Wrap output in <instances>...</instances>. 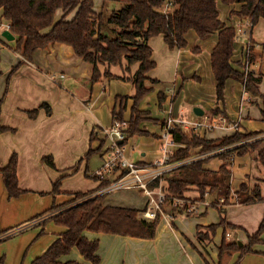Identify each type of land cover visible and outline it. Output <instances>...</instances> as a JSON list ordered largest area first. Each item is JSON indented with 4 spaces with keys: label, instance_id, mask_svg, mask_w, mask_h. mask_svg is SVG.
Instances as JSON below:
<instances>
[{
    "label": "crops",
    "instance_id": "1",
    "mask_svg": "<svg viewBox=\"0 0 264 264\" xmlns=\"http://www.w3.org/2000/svg\"><path fill=\"white\" fill-rule=\"evenodd\" d=\"M109 3L110 8H106ZM215 3L220 21L237 30L230 58L234 69L240 72L248 69L247 50L249 42H252L251 53L256 59L249 69L254 71L255 77H259V72L262 74L257 84L259 95L250 94L239 81L228 79L223 99H217L211 53L217 45L218 32L201 38L190 30L185 35L186 46L180 49L169 48L162 36L151 38L149 45L155 67L148 72L145 82L151 90L138 106L139 110L148 114L147 120L140 125L147 134L134 136L138 138L137 146L131 143L134 137L126 140L124 154L130 162L148 165L163 156V149H168L172 156L178 149L185 148L184 144H177L172 139L171 144L169 138H162L170 118L192 123L203 122L206 118L215 120L223 114L226 124L212 131L195 133L205 140H217L234 134L236 130L240 133L260 132L264 140V52L261 49L264 44V18L250 27L247 20L234 15L240 10V4L225 5L221 0H215ZM120 6L117 0H95L93 10L95 14L102 13L107 18L112 10ZM1 14L0 10V127L5 130L0 131V171L14 156L17 184L24 192L9 199L0 173V229L3 230L4 223L17 225L32 220L52 206H63L76 193L99 187L100 181L91 175L103 166L109 155V141L104 129L113 123V110L119 106L116 97H127L122 105L126 107L123 119L128 120L136 92L132 78L139 64L129 66L125 59L121 65L98 64L99 78L92 81L94 65L82 60L70 45L64 43H52L37 49L32 59L27 60L15 51L18 36L7 29L9 22L2 19ZM74 14L72 12L67 19H72ZM62 15L63 12L58 11L56 20ZM6 30L13 40L3 36ZM149 79L158 82L153 84ZM213 113L219 114L212 118ZM175 124L187 133L191 131ZM234 125L236 127L232 128ZM135 147L140 153L139 158L130 160ZM263 147L264 141L258 149L249 150L243 156H234L229 167V205L224 207V214L219 212L220 207L198 203L201 201L200 192L197 186L190 185L183 195L198 203L194 213L186 215L173 204L165 202L153 239L86 232L84 235L88 240H98L100 264H235L239 252L224 253L219 257V247L224 233L228 243L247 244L249 235L256 233L264 220V201L237 203L238 194L251 193L256 186H260L264 198V188L258 181L264 179V168L258 158ZM197 151L191 150V158L180 162L184 164L195 159L200 155ZM46 158L52 160L54 167L46 163ZM221 165L222 160L213 157L204 164V168L218 171ZM242 185H246L243 192ZM162 186L169 193L167 180L162 179ZM207 199L212 202L216 196L212 194ZM103 203L142 212L147 197L141 189H124L106 194ZM45 204L48 206L40 211ZM52 215L55 214H49L50 217ZM221 217L225 224L235 228L218 226L214 233L211 232L208 227L218 224ZM34 221L38 222V219ZM34 221L27 227L13 230L11 238L29 228H35L33 232L39 234L44 232L48 222L54 224L48 218L42 225L34 224ZM63 231L64 228L55 233L51 244ZM259 239L261 243L254 245L253 252L244 255L239 264H264V231ZM36 253L38 250L28 256V251H25L23 260L28 257L30 264L38 257ZM62 260L92 264L76 248Z\"/></svg>",
    "mask_w": 264,
    "mask_h": 264
},
{
    "label": "trees",
    "instance_id": "2",
    "mask_svg": "<svg viewBox=\"0 0 264 264\" xmlns=\"http://www.w3.org/2000/svg\"><path fill=\"white\" fill-rule=\"evenodd\" d=\"M95 0H0L1 17L9 22V30L18 36L15 51L25 59L31 60L37 49H43L52 43H64L70 45L75 54L85 62L94 65L92 81L99 78L98 64L121 65L125 59L128 65L138 63L139 68L132 78L135 85V95L128 118L129 137L146 135L140 128L141 123L147 120V112L139 110L141 100L150 92L145 82L147 74L155 67L152 60V49L149 40L156 36H162L169 48H183L186 46L185 35L193 30L203 38L211 33L218 32V42L211 53V65L216 80V95L218 100L223 99L224 86L228 79H234L243 84L244 89L252 95H259L257 84L259 77H255L249 65L255 62V55L250 47L247 50V67L240 72L231 66L233 45L237 37V30L227 27L220 21L215 0H117L121 6L112 10L107 18L102 14H95ZM225 5L238 3L241 8L234 15L249 22L253 27L259 19L264 18V0H221ZM166 5L168 9L165 11ZM62 11L63 15L56 20V14ZM75 12L72 19L67 17ZM264 52V44L261 46ZM246 67V68H247ZM110 76V75H108ZM151 83L157 80L149 79ZM119 100L118 109L114 108L113 118L123 120L125 105L122 102L127 97H116ZM160 96V103H161ZM262 106V119L264 121V98ZM219 114V113H218ZM213 113L212 118L218 115ZM222 116H224L222 114ZM5 130L0 127V131ZM263 133L235 131L230 136L217 140H205L193 130L185 132L181 127L174 126L171 129V139L177 144H184L185 148L178 149L171 156V162L176 163L191 158V150H198V154H207L220 151L217 154L184 164L162 175L168 182V196L166 202L173 204L174 198L183 197L190 185L197 186L200 192V200L205 193L215 194L211 204L220 207L219 212L224 214L225 206H228L230 194L231 172L234 156H243L249 150L258 149L262 143ZM126 141H124L125 143ZM91 151L87 154L89 155ZM213 157L222 160L218 171L204 168V164ZM259 162L264 168V147L259 150ZM46 163L54 167L52 160L45 159ZM8 193V198L19 197L24 193L19 189L16 177V158L13 156L8 165L0 171ZM94 178V177H93ZM96 179V178H95ZM98 180V179H96ZM100 185L93 191L76 193L74 198L63 206L55 207L34 217L32 220L47 214H55L49 217L55 225L64 228L54 242L43 254L32 260L30 264H81L77 261H63L62 258L69 255L76 248L80 255L92 264H100L97 255L98 240H88L86 232L116 234L144 239L155 237L157 226L161 220L158 214L153 220L139 217L140 210L104 205L106 194H97L109 185L108 180H99ZM160 179H156L151 188L158 186ZM242 192L246 185L241 186ZM218 197L224 198V203L219 205ZM259 186L251 193L238 194L237 203L253 204L262 202ZM223 207V208H222ZM46 222V221H45ZM43 224V223H41ZM218 226L225 229L235 228L225 224L221 217L218 224L208 228L214 233ZM13 229H0V243L11 238ZM264 231V220L256 233L249 235V242L243 246L238 243H228L224 233L223 241L219 247V257L224 253L239 252L235 264L247 253L253 252L255 243H260V235ZM41 231L39 235H41ZM0 264H5L4 256L0 257Z\"/></svg>",
    "mask_w": 264,
    "mask_h": 264
},
{
    "label": "built area",
    "instance_id": "3",
    "mask_svg": "<svg viewBox=\"0 0 264 264\" xmlns=\"http://www.w3.org/2000/svg\"><path fill=\"white\" fill-rule=\"evenodd\" d=\"M168 9L166 5L165 11ZM9 24L7 29H9ZM177 124L182 125L185 128H189L196 131L206 130L212 131L219 127V125L226 124L227 119L223 116H218L215 120L206 118L203 122H186V121H176L173 119H168L166 127L164 128L163 139H170L171 129ZM236 126H232L235 128ZM129 124L128 120H117L114 119L111 126L107 129H104V134L106 135L109 141V155L103 166L96 171H94L91 177H94L98 180H108L109 185L100 190L97 194H108L119 190L124 189H141L142 193L147 197V204L144 209L139 214V217L144 219H155L158 214L162 215V206L166 202V197L168 193L164 191L162 186V175L180 167L184 164L190 162L205 159L217 154L220 151L211 152L207 154H201L195 159L190 161L172 163L171 154L168 149H163L164 154L160 159H156L148 165H140L137 163L130 162L125 157V148L124 141L129 138ZM234 157L232 158L233 161ZM114 176V177H113ZM160 179L159 184L156 188H151L150 185L156 180ZM209 197L208 193H205L204 199L198 203H204L206 206H211V201L207 198ZM219 205L224 203V198H218ZM197 202H194L185 196L180 198H174L173 205L178 209H181L186 215L194 213L196 207L198 206ZM50 217V216H49ZM47 217V218H49ZM46 218V219H47ZM45 219V220H46Z\"/></svg>",
    "mask_w": 264,
    "mask_h": 264
},
{
    "label": "rangeland",
    "instance_id": "4",
    "mask_svg": "<svg viewBox=\"0 0 264 264\" xmlns=\"http://www.w3.org/2000/svg\"><path fill=\"white\" fill-rule=\"evenodd\" d=\"M109 6H111V4L109 3V5H106V8H110ZM117 8V7H115ZM138 138L134 137L132 138L131 143H135V145L137 146L136 142H137ZM139 151L137 149V147H135L134 152H132V156L130 160H135L139 158ZM260 182L261 188H264V179H259L258 180ZM260 187V186H259ZM48 201V199L46 200ZM46 206H48L47 204L42 205L40 211H42ZM49 216V214L44 215L41 218H38V222L34 221V220H27V221H23L21 223H18L17 225H5L8 223H4L3 225L5 227H2L3 229H8L11 228L13 230H17V229H21L22 227H27L31 224L32 221H34V224L38 225H42L41 223H43L45 221V219ZM49 219V218H48ZM33 229H26L24 233L17 235L14 238H11L9 240H6L2 243H0V256L4 255L5 256V260L6 264H29L28 263V257L25 258L23 260V256L25 251H28V256H31L32 253L34 251L38 250V256L39 254H41V252L47 248V246H49L51 244V242L54 239L55 233L57 231H59L60 229H63L62 227H58L57 225H54L52 222H48L45 227H44V232L38 236L37 233L33 232ZM40 229V228H38ZM21 240V241H20ZM241 243V240L240 242ZM261 243V242H260ZM245 244V243H244ZM258 244L255 243L254 245ZM253 245V246H254ZM23 260V262H22Z\"/></svg>",
    "mask_w": 264,
    "mask_h": 264
},
{
    "label": "water",
    "instance_id": "5",
    "mask_svg": "<svg viewBox=\"0 0 264 264\" xmlns=\"http://www.w3.org/2000/svg\"><path fill=\"white\" fill-rule=\"evenodd\" d=\"M3 36L8 39V40H13V36L10 34V32L8 30H6L4 33H3Z\"/></svg>",
    "mask_w": 264,
    "mask_h": 264
}]
</instances>
